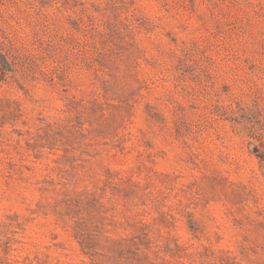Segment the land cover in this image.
Here are the masks:
<instances>
[{
  "label": "rangeland",
  "instance_id": "1",
  "mask_svg": "<svg viewBox=\"0 0 264 264\" xmlns=\"http://www.w3.org/2000/svg\"><path fill=\"white\" fill-rule=\"evenodd\" d=\"M0 264H264V0H0Z\"/></svg>",
  "mask_w": 264,
  "mask_h": 264
}]
</instances>
